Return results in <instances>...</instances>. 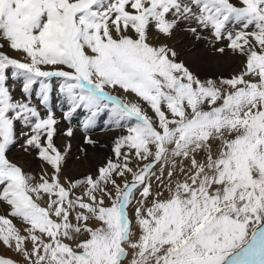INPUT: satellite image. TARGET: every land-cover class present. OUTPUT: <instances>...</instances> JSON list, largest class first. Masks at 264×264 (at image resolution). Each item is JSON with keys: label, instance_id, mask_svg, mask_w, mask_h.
I'll list each match as a JSON object with an SVG mask.
<instances>
[{"label": "snow or ice", "instance_id": "1", "mask_svg": "<svg viewBox=\"0 0 264 264\" xmlns=\"http://www.w3.org/2000/svg\"><path fill=\"white\" fill-rule=\"evenodd\" d=\"M181 31L238 70L198 74ZM54 96L81 164L116 133L78 176ZM0 204V264H264V0H0Z\"/></svg>", "mask_w": 264, "mask_h": 264}, {"label": "rangeland", "instance_id": "2", "mask_svg": "<svg viewBox=\"0 0 264 264\" xmlns=\"http://www.w3.org/2000/svg\"><path fill=\"white\" fill-rule=\"evenodd\" d=\"M205 35H207V33H205ZM204 44L206 45V47L209 49V44L207 43V41H203ZM223 76V75H222ZM223 77H228V76H223ZM21 82H15V94L17 96L20 95V87H21ZM53 101L55 102H60V98L58 96H54L53 97ZM55 116L58 120H60V123L58 124V129L64 128L66 126H70V125H66L62 120H61V113L59 111H54ZM76 131H75V136L72 139L71 143H72V149H71V154L67 157V161H66V166H65V173L64 175H80L82 172H85L87 170L88 167H90L92 164H98L101 161H103L105 159V157H110L111 156V139L112 137L116 134L114 132H110L108 129L104 130V131H96L95 135H99L97 141H99V144L92 149L88 155L90 157V160L88 161H84L83 164H81L79 157L83 155V153L81 152V149H83L85 146L82 144L81 142V137L84 134L81 130H79L78 128L73 127ZM17 132L19 134V128L17 129ZM91 135H94L93 133ZM55 141L57 142L58 139H61V141L63 140V138H59V135L57 137L54 138ZM59 146V143H56ZM88 147H92V146H88ZM14 150V151H13ZM19 150L23 153V164H27L28 167H22L23 170L26 173L32 174V175H38L39 172L41 171L42 168V162H38L39 159L35 158L32 154H30L29 152H25L20 143H17L10 151V159L13 160L14 162H16L18 165L19 162L16 161L17 157L15 154V151ZM77 151H79V153H77ZM20 152V153H21ZM75 152V153H74ZM73 154V155H72ZM12 155V157H11ZM14 156L16 158H14ZM38 162L39 165H36V163ZM31 165V166H30ZM41 165V166H40ZM70 165H75L76 168L78 167V172L76 173H72V172H68L67 170L72 169L74 170L75 167H70ZM22 166V165H20ZM33 170L35 172H33ZM63 179V177H62ZM1 206H4L3 204H0ZM43 206V204H42ZM6 206L2 208V210L0 211V214H3L5 212ZM129 213L130 216L132 214V209H129ZM11 219H13V223L17 226V227H21V224L19 223V221L17 220V218H12L9 217ZM0 257H8V258H12L13 260L16 261H20L21 257H19L14 250H10L7 249L3 246H0Z\"/></svg>", "mask_w": 264, "mask_h": 264}, {"label": "bare ground", "instance_id": "3", "mask_svg": "<svg viewBox=\"0 0 264 264\" xmlns=\"http://www.w3.org/2000/svg\"><path fill=\"white\" fill-rule=\"evenodd\" d=\"M169 43H171V45L177 50V52L180 55V58L182 60L187 61L190 67L193 70H195L198 74L211 71L212 73H218L223 76H229L230 74H233L238 70L237 65L239 64V60L234 59L231 55H228V56L223 57L219 61H217L216 59L213 58L214 54L209 51V49L206 47L203 41H195L190 36H187L186 34H184L182 31L178 32L176 36L171 41H169ZM80 119H76V121L80 122ZM102 124H103V121H101L95 129L91 130L90 134L92 133L94 134L92 135L93 139L95 140L98 139L99 135H95L96 131L99 132V131H104L107 129L104 126L100 127V125ZM77 128L83 132V129L79 126V124L77 125ZM59 138H61V136H59ZM64 142H65L64 139L62 141L61 139H58L56 143H59V146H61ZM95 147H88V153ZM20 152L21 151L16 150L15 154L17 158L15 156L14 158L17 159L16 161H18L19 164L22 165V167L24 168L28 167L27 164L26 165L23 164V161H24L23 153L22 152L20 153ZM77 153H79V151H77ZM38 162H41V161L38 160ZM38 162L36 163V165L40 164V163L38 164ZM70 167H75V169L74 170L69 169L67 170L68 172H72V173L78 172V167L76 168L75 165H70ZM33 172L35 171L33 170ZM5 206L6 205L4 206L0 205V211Z\"/></svg>", "mask_w": 264, "mask_h": 264}]
</instances>
